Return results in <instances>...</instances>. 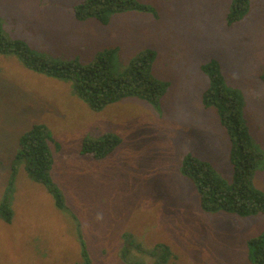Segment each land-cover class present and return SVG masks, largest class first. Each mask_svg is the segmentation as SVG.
<instances>
[{
    "label": "rangeland",
    "instance_id": "374dc122",
    "mask_svg": "<svg viewBox=\"0 0 264 264\" xmlns=\"http://www.w3.org/2000/svg\"><path fill=\"white\" fill-rule=\"evenodd\" d=\"M84 1L0 0V34L59 61L89 64L109 50L118 73L151 52L164 91L157 103L128 96L94 108L71 79L0 50V264H257L249 242L264 236V211H203L183 165L193 154L234 180L229 132L204 104L212 60L223 89L251 107L246 126L264 151V0L232 26L227 0H131L149 10L107 12L108 24L79 20ZM34 140L37 162L23 152ZM252 167L264 194V163Z\"/></svg>",
    "mask_w": 264,
    "mask_h": 264
},
{
    "label": "trees",
    "instance_id": "16d2710c",
    "mask_svg": "<svg viewBox=\"0 0 264 264\" xmlns=\"http://www.w3.org/2000/svg\"><path fill=\"white\" fill-rule=\"evenodd\" d=\"M227 1L229 2L226 18L228 25L240 23L245 16L251 18L252 14L249 12L253 7V0ZM148 10L131 0H87L84 1L82 10L77 13L76 17L83 21L82 19H86L88 16H94L108 24V21L105 22L107 12L115 15L129 11ZM23 28H25L24 25ZM0 46V50L4 53L18 54L30 69L59 78L71 79L77 93L94 108L115 103L128 96H140L152 103H157L164 91L163 85L149 75L151 74L149 67L154 60V54L151 52L132 60L126 72L118 73L113 68V54L109 50L97 55L89 64H82L78 59L59 61L51 56H46V54L36 53L25 43L13 40L4 34H0ZM203 70L211 77V87L204 95V104L217 109V114L231 138V165L234 170V180L232 184L228 185L211 165L193 154L185 159L184 174L197 185L203 211L225 210L247 217L253 214L258 215L259 212L264 211V194L252 184L255 173L252 166L264 163V151L259 142L250 135L249 128L246 126L250 120L248 111L251 107L249 104H245L242 93H239V96H236L233 91L229 94L219 84L220 74L218 71L221 70V66L217 61L212 60L210 64L203 67ZM216 74L219 75L218 78L215 77ZM263 84L264 82L261 85ZM253 87L257 91L259 85ZM249 92L253 96L255 95L253 91ZM241 107L245 108V113L243 110L241 112ZM38 131L39 129L35 130V137H38L36 134ZM28 146L33 151L35 162L41 161L43 148L39 140H34L23 146L24 153H27ZM104 152L111 151L105 148ZM49 186L55 188L53 192L59 200L57 203L62 202L59 186L56 183L52 185L50 183ZM77 212L79 210L76 208V204L73 208L70 206L67 211L72 218L76 216ZM1 216L5 219L10 217L7 213H1ZM144 230L145 234L151 235L156 229L149 225V228ZM249 244L252 249V256L250 255L248 259L250 263L256 261L257 264H264V236L261 239H252ZM125 247L124 244L122 257H127ZM166 252L168 251L166 250ZM135 264H140V262L137 261Z\"/></svg>",
    "mask_w": 264,
    "mask_h": 264
},
{
    "label": "clouds",
    "instance_id": "9594fccd",
    "mask_svg": "<svg viewBox=\"0 0 264 264\" xmlns=\"http://www.w3.org/2000/svg\"><path fill=\"white\" fill-rule=\"evenodd\" d=\"M222 211H225V210H222ZM225 212H227V211H225ZM251 216H257V215L253 214V215H251Z\"/></svg>",
    "mask_w": 264,
    "mask_h": 264
}]
</instances>
